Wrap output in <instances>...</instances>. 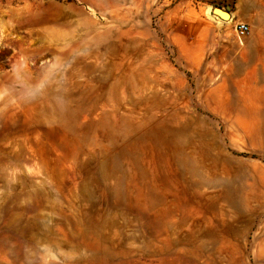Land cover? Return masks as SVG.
<instances>
[{"label":"rangeland","instance_id":"obj_1","mask_svg":"<svg viewBox=\"0 0 264 264\" xmlns=\"http://www.w3.org/2000/svg\"><path fill=\"white\" fill-rule=\"evenodd\" d=\"M0 264H264V0H0Z\"/></svg>","mask_w":264,"mask_h":264},{"label":"built area","instance_id":"obj_2","mask_svg":"<svg viewBox=\"0 0 264 264\" xmlns=\"http://www.w3.org/2000/svg\"><path fill=\"white\" fill-rule=\"evenodd\" d=\"M238 36L240 38H243L247 35V33H249V25L246 23H239L236 27Z\"/></svg>","mask_w":264,"mask_h":264},{"label":"water","instance_id":"obj_3","mask_svg":"<svg viewBox=\"0 0 264 264\" xmlns=\"http://www.w3.org/2000/svg\"><path fill=\"white\" fill-rule=\"evenodd\" d=\"M213 12L219 14V16L223 19L225 18L226 14H229V13L223 11L222 8H219V7H214Z\"/></svg>","mask_w":264,"mask_h":264},{"label":"bare ground","instance_id":"obj_4","mask_svg":"<svg viewBox=\"0 0 264 264\" xmlns=\"http://www.w3.org/2000/svg\"><path fill=\"white\" fill-rule=\"evenodd\" d=\"M222 10L225 11V12H227V13H229V11H227V10H225V9H222ZM212 11H213V10H212ZM211 16L214 17L213 14H211ZM224 19H226L225 22H227V23L231 22L232 19H233V15H232V13H231V14H230V13H229V14H226V16H225Z\"/></svg>","mask_w":264,"mask_h":264},{"label":"crops","instance_id":"obj_5","mask_svg":"<svg viewBox=\"0 0 264 264\" xmlns=\"http://www.w3.org/2000/svg\"><path fill=\"white\" fill-rule=\"evenodd\" d=\"M230 13V12H229ZM231 14V13H230ZM233 15V14H232ZM213 18H217L216 16H214Z\"/></svg>","mask_w":264,"mask_h":264}]
</instances>
